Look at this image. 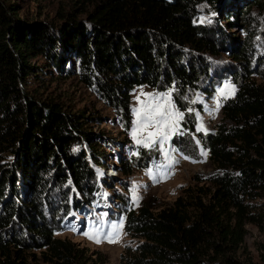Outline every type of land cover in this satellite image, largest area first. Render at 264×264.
I'll return each instance as SVG.
<instances>
[{"label":"trees","instance_id":"16d2710c","mask_svg":"<svg viewBox=\"0 0 264 264\" xmlns=\"http://www.w3.org/2000/svg\"><path fill=\"white\" fill-rule=\"evenodd\" d=\"M257 7L264 0H98L83 20L57 11L54 24L21 18L13 0H0V264H34V250L48 264L89 258L55 234L82 208L76 197L69 206L71 196L90 199L91 164L105 153L85 128L90 117L42 94L52 69L77 73L128 129L135 86H173L186 110L180 98L214 76L207 57L228 36L218 22L197 23L199 14L224 12L230 27ZM229 40L236 91L215 132L201 135L218 171L157 211L128 212L124 230L137 243L120 264H245L236 255L246 225L264 229V88L252 78L263 73L252 67L249 39Z\"/></svg>","mask_w":264,"mask_h":264},{"label":"rangeland","instance_id":"374dc122","mask_svg":"<svg viewBox=\"0 0 264 264\" xmlns=\"http://www.w3.org/2000/svg\"><path fill=\"white\" fill-rule=\"evenodd\" d=\"M13 1L17 4L21 18L55 24L59 16L57 11H73L77 18L83 20L86 11L91 10L98 0ZM238 18L237 24L228 27L232 19L224 12L209 9L207 13L199 14L197 23L218 22L228 36L224 44L225 49L207 57L214 76L208 82H203L202 88L189 91L180 98L187 106L186 110H180L176 105L173 99L176 89L173 86L164 90L147 85L135 86L130 94L132 119L128 129L123 126L113 108L104 103L90 86L82 82L77 73L66 75L68 66L62 74L52 69V75L45 78L42 94L63 103L71 111L90 117L85 128L93 134L92 143L100 144L98 149L105 153L99 154L103 156L100 164H91L95 175V188L90 194V199L87 200L86 195L79 191L71 196L69 206L76 197L83 203L82 208H71L61 220L60 231L55 234L58 238L71 241L76 247L83 249L84 258L89 257L87 264H120L124 257L133 252L137 243V238L127 235L124 230L128 212L138 211L144 206L157 211L172 203L186 189L202 184L209 185L205 179L218 171L208 149L202 144L201 135L215 132L222 117L223 101L234 96L236 91V85L229 76L233 65L229 39H238L240 42L250 40L253 49L252 67L263 73V76L254 73L252 78L264 88V9L252 8L248 16L249 21L241 16ZM229 85L234 92L228 89L229 94L224 98L220 95V90ZM169 92L174 108L183 113L178 129L163 145H160L159 141L156 146L151 147L137 145L131 135L136 119L133 109H143L146 103L156 102L153 96L146 94ZM165 99L160 98V102L163 103ZM217 101L220 103L218 109ZM187 125H192L193 131L189 130ZM201 125L203 130L198 131ZM191 143L195 151L190 150ZM83 147L86 149L85 145ZM202 153H206V156ZM141 156L143 157L140 160H135V157ZM122 162L129 165L127 173L121 171ZM112 170L115 171L113 174ZM100 175L104 177L101 181L98 179ZM133 189L135 197H138L135 202ZM259 202L264 204V199ZM98 217L103 220L100 242L84 235L85 232L95 235L92 229ZM112 222L122 223L115 242H109L103 236V232L110 231L109 224ZM246 230L244 241L236 256L245 264H264V229L248 223ZM32 253L35 256L30 258L34 264L49 263L45 262L40 250H34Z\"/></svg>","mask_w":264,"mask_h":264},{"label":"snow or ice","instance_id":"6c2138e0","mask_svg":"<svg viewBox=\"0 0 264 264\" xmlns=\"http://www.w3.org/2000/svg\"><path fill=\"white\" fill-rule=\"evenodd\" d=\"M228 89H232V86L229 85L226 86L225 89H221L220 95L224 98H227L229 94ZM232 91L234 92V89H232ZM146 95L153 96L156 102L146 103L143 106V109H133L136 115V119L133 122V129L131 132L132 138L135 140L137 145H142L144 147L156 146L157 141H159L160 145H163L178 129L179 122L183 119V113L174 108V105L170 99V92ZM162 97L166 98L163 103L160 102V98ZM219 106L220 103L219 101H217V109L219 108ZM148 129H151V131H147ZM197 130L202 131V125ZM146 131L147 135L145 136L144 133ZM202 154L206 156V153ZM133 194L135 202L138 197H135L134 189ZM95 225H101V227L97 228ZM102 225V217H98L92 229L93 232H95V235H90L88 232H85L84 235L89 236L90 239H95L96 242H100L99 236L101 235ZM109 228L110 231L103 232V236L105 239H108L109 242H115V237L119 235V231L122 228V223L112 222L109 224Z\"/></svg>","mask_w":264,"mask_h":264},{"label":"bare ground","instance_id":"6f19581e","mask_svg":"<svg viewBox=\"0 0 264 264\" xmlns=\"http://www.w3.org/2000/svg\"><path fill=\"white\" fill-rule=\"evenodd\" d=\"M100 172H102L101 170H100ZM115 171H111V173L113 174ZM102 178H104L102 175H100L99 177H98V179L101 181L102 180Z\"/></svg>","mask_w":264,"mask_h":264}]
</instances>
